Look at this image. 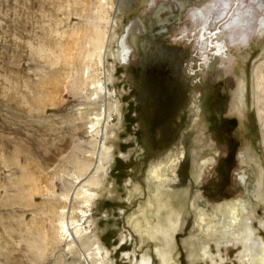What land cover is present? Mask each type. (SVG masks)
Returning <instances> with one entry per match:
<instances>
[{"label":"rangeland","instance_id":"obj_1","mask_svg":"<svg viewBox=\"0 0 264 264\" xmlns=\"http://www.w3.org/2000/svg\"><path fill=\"white\" fill-rule=\"evenodd\" d=\"M112 1L0 0V264H72L73 260H79V254L71 250L68 240L58 237V219L61 208L67 205V196L75 189V177L87 162L92 163L94 157L96 135L91 128L92 118L96 117L95 113H99L104 102H95L91 98L93 89L90 81L84 80L83 72L89 60L86 55L91 49L92 35L96 29L104 31L110 25ZM154 1L127 0L124 11L119 13L116 32L123 35L136 17H145L149 21L148 16L154 15L152 8L157 6L154 3L161 2ZM214 1L217 2L210 0L211 3ZM243 2L240 0L235 9L229 6L228 14L245 8L243 12L249 16L251 4L263 9L264 14V0H247V5ZM175 8L179 12L178 7ZM185 12L186 23L172 22L168 33L158 37L159 45L180 47V56L176 55L175 59L169 54L152 56L157 53L153 50L147 52L152 55L150 62L143 67L160 66L156 68L154 88L159 94L166 93L172 103L169 100L161 114H156V107L164 104L161 100L154 95H140L138 87L142 86L144 79L137 81V87L136 82L130 80V68L113 56L108 58L110 68H115L114 82L109 88L117 92L124 121L118 117L113 121L119 127L110 140L115 147V158L112 157L106 189L89 208L82 199H78L74 206L78 214L81 209L88 210L91 229L97 231L102 244L109 250L112 264H139L145 250L154 256V264H162L155 253L157 243L148 240L140 247L141 238L130 220L151 195L146 187L149 164L172 158L179 152L183 141L191 149L203 142L204 153L196 151L197 161L214 154L213 149L217 148H209L208 144L212 140L222 142L221 135L225 134L222 128L219 134L212 133L217 131V124L222 123L220 107L229 102V114L225 112L224 115L240 116L235 132L239 142L236 163L229 173L230 183L219 182L220 173L216 167L222 165L227 149L211 167L206 184L199 186L192 179L196 170L188 160L183 173L185 182L190 184L185 205L186 222L176 235L175 245L180 264H211V260L205 263L202 259H191L193 250L186 244L195 233L196 211L192 203L200 188L208 189V198L215 201L244 196L246 189L235 178L234 172L241 167L237 156L247 148L246 143L254 145L264 162V91L261 104L255 94L258 76L264 88V68L259 67L264 50L260 42L252 40V45L242 54L235 48L230 49L232 66L229 69L222 59L220 65L224 64L223 69H226L222 75L220 65L214 70L207 62L201 63V42L193 38V32L187 31L190 22L195 25L193 14L188 9ZM165 16L163 12L162 17ZM222 23L221 16H217L211 21L214 26L207 31L217 30ZM226 23L227 19L224 20ZM261 25L264 27V21ZM197 27L200 29L199 23L193 29L197 31ZM207 31L199 30V36ZM187 33L190 37L185 35ZM118 45L117 40L111 41L113 50ZM71 47L72 50L74 47L73 52ZM216 49L214 47L208 53L212 60ZM171 52L175 53L174 50ZM190 57L193 60H189ZM138 63L135 62L134 66L139 69ZM92 64L94 72L101 73L98 64ZM213 70L221 76L216 78ZM243 75L247 76L250 88L249 106L243 108L242 114H237L241 110L232 105L235 101L233 88L225 86L230 81L235 85L236 79ZM222 80L225 86L213 88L215 82ZM218 94L224 98L218 99ZM199 109L204 110L200 114V124L196 125L193 120ZM217 147L220 149L219 144ZM228 167L229 163L224 164V175ZM135 183L142 191L132 192ZM223 193H229V198L222 196ZM257 216V221L264 220V204L259 207ZM83 225L89 226L88 221ZM260 225L257 222V231L264 236V227ZM240 248L229 246L221 253L217 248L213 249L218 261L221 254L224 263L241 264Z\"/></svg>","mask_w":264,"mask_h":264},{"label":"bare ground","instance_id":"obj_2","mask_svg":"<svg viewBox=\"0 0 264 264\" xmlns=\"http://www.w3.org/2000/svg\"><path fill=\"white\" fill-rule=\"evenodd\" d=\"M243 1V4L247 5V0ZM203 2L202 0H161L158 4L156 1L154 5L158 7L152 8L154 15L150 14V17L148 16V18L151 19L149 24V21L145 19V17H136L133 19L132 23L128 25L123 35H121L116 32V27L119 22V13L124 11L123 8L127 6V0H113L110 4L112 13L110 16V25H108L109 27L104 31L96 29V32L92 35L90 40L91 49L90 51L88 50L89 54L87 53L86 55L89 60L84 67L83 76L85 79H83L85 81H90V85L93 89L91 98L95 102L103 101L104 104L103 106L100 105L102 109L99 113H95L96 117L94 119L92 118L91 128L94 135H96L94 141L95 151L93 154L94 162H87L83 170L79 171V174L75 177V189H73L74 191H72L73 193L70 195L67 194V205L61 208L59 214L57 235L61 239L63 237L68 240L71 250L79 254V260H73L72 264H112L109 250L102 244L97 231L91 229L90 223H92V219L88 220V210L81 209L80 214H78L74 206L78 199H82L86 207L89 208L92 201L102 194L101 191L106 189L105 184L112 166V157L115 158V147L114 144L110 143V140L115 137L116 128L119 127V124L113 123V121L115 117L120 118L119 120L121 122L124 121L122 103L116 98L117 92H113L109 88V84L114 82L113 72L115 70L114 67L111 69L108 64L109 56L117 58L125 65L131 63L133 53H136L135 49H138L142 53L143 50H145L144 46H146V43L150 42L148 39L151 37L149 30L152 29L153 24L163 27V24H168L170 22L181 21L180 24L186 23V21H184L185 16H187L185 12L186 9H188L189 12L192 11L195 25L199 23L200 29L197 27V31H195L193 29L195 25L190 22L188 24L189 30L187 31L193 32V38H197L198 43L201 42L200 54L203 56L206 53L208 54L212 48H218L217 53H219V55L215 57V62H213L211 58H208L207 54L205 55L207 56V60H209L207 65H209L210 68L212 66L216 70L217 66L221 63L220 60L223 59L224 61L225 59L227 67L231 69L232 58L230 59V49L232 50V48H235L238 53L242 54L252 45V40L260 42L261 49L264 50V27L261 25V22L264 21L263 9L257 8L251 4L248 7H251L249 16L243 12L245 8H240L228 14L231 9H235V5H238L240 0H217V2L214 1L213 3H211L210 0H205V4ZM229 6L233 8L229 10ZM175 7H178L179 12H176ZM163 12H165L167 16L162 17ZM217 16H221L223 22V25H221L222 27H219L215 31H207L212 29L214 25L211 24V21H214ZM154 19L156 21L155 23L153 22ZM225 19L228 20L226 24H224ZM200 23L201 25L203 24L202 27ZM229 23L232 25H228ZM145 24L149 28V30L147 29L148 35L145 36L147 40L139 41V35L145 32ZM139 28L142 31H140ZM155 30L154 28L152 32ZM168 30H170L169 27ZM199 30H206L207 33L205 32L199 36ZM188 33L185 35L190 37ZM162 35H158V37ZM221 36H225L226 38L218 40L217 38ZM112 40H117L119 44L116 50L111 48ZM153 40L157 41V38L154 37ZM137 41L140 43L138 47L134 44V42L136 43ZM73 42L74 41H72V43ZM154 45L155 46H151V51L155 50L157 53H160V50H158V46L160 45L157 43H154ZM133 46L136 48L133 49ZM219 47H222L221 51ZM162 48L167 50V52L174 50L175 53L181 54L180 47L162 45ZM223 48L225 49L223 50ZM188 59L190 60L192 58L190 57ZM228 60L230 61L227 62ZM92 62L98 64L101 73L98 74L97 70H95L97 74L94 72V65ZM223 66L224 64L221 65L222 70L220 72L222 75L226 72ZM259 67L264 68V55ZM194 77H196L195 74ZM236 80L235 85L232 83L230 85L229 83V87L232 86L233 88V98L235 100L232 105L236 106L237 110H241V113L237 112V114H242L244 112L243 108L249 106L248 89L250 88H248L249 84L246 75ZM262 82L263 81H261L258 76L255 84V94L259 104L262 103L260 99L264 91ZM202 110L204 109H199L197 114H195L196 117L193 122L196 125H199L201 122L200 114ZM231 112L232 111H230V113ZM259 115L261 120V113ZM202 143L191 149L190 146H186L183 141L179 152L172 158L167 157L168 159L166 160L160 159L158 162H150L148 174L146 175L148 184L146 187H148V195H151L149 199L146 200V204H143V206L140 205L137 212L132 214L133 216L130 218L135 233L141 238V245L139 246L142 247V244L146 243L148 240L156 242L155 253L162 264H180L175 255V245L176 235L183 229L186 222L185 205L190 192V184L185 182L183 173L187 164L190 162L193 169L196 170V172L192 173V179L199 186H203L206 184V178L211 174V167L217 164L219 157H221L223 153L220 150L222 149L221 144L220 149L216 150L213 149V144L209 143V148L214 150V154H210L207 157L205 156L204 159L199 158V161H197L196 151L198 150L204 153V148L201 146ZM245 146L247 148L238 155L241 167L234 172L235 178L239 180L241 186L246 189L245 195L235 199H230L227 196L229 199L221 198L219 201H215L210 197L208 198V189L199 187L200 190L193 199L192 208L196 211L195 233L186 240L188 247L193 250L190 256L193 260L202 259L205 263L211 260V264H226L221 254V258L218 261V258L215 256L216 251L214 252L213 248H217V252L221 253L223 249H227L229 246H237L239 248L241 246L240 249L242 252L238 255L241 264H264V236H261L256 228L257 222L261 224L260 226L264 227L263 219L257 221L258 209L264 204V162L261 160L253 144L249 145L246 143ZM188 160L190 161L188 162ZM94 188H97V190L93 191ZM133 191L135 193L142 191L140 185L136 183L133 184L132 192ZM87 221L90 227L83 225ZM198 245L199 248L197 247ZM128 257L132 258L131 255ZM153 257L154 256H152L148 250H145L139 264H154ZM136 260L138 261L137 256Z\"/></svg>","mask_w":264,"mask_h":264},{"label":"flooded vegetation","instance_id":"obj_3","mask_svg":"<svg viewBox=\"0 0 264 264\" xmlns=\"http://www.w3.org/2000/svg\"><path fill=\"white\" fill-rule=\"evenodd\" d=\"M182 20V19H181ZM156 21H154V23H155ZM150 23V21L148 22V24ZM171 23V22H170ZM170 23H168V24H163L164 25V27L166 26L167 27V33H168V27L170 28ZM180 23H181V21H179V22H177V24L178 25H180ZM161 26H157L156 27V24H153V26H152V29H150L151 30V33H153L152 31L154 30V28H156V32L159 30V31H161L159 28H160ZM162 28V27H161ZM139 30L140 31H142L140 28H139ZM139 31V32H140ZM154 31V32H155ZM155 32V33H156ZM142 33V32H141ZM151 35V37L150 38H148L149 40H151L150 42H147L146 43V46H144V49L145 50H143V52L141 53L138 49H135L136 47L135 46H133V49H135V52L136 53H133V59H132V61H131V63H128L127 64V67H129L130 68V80L132 81V82H136V86L138 87V84H137V81H139V79L140 80H143V83H142V86L141 87H138L139 89H140V95L141 96H152V95H154V96H156L157 97V99L158 100H161L164 104H160V105H158L157 107H156V109L158 108V110L157 111H159L158 113H157V111H156V109H155V111H156V114L158 115V114H161L162 112H164L165 111V107L167 108V102H169V97L167 96V95H165L166 93H158V91L159 90H157L156 88H154L155 87V85H156V82H155V80L157 79V78H155L156 77V73H157V71H156V68L157 67H160V66H151V67H146V68H143L144 67V65H146V63L148 64L150 61V57H151V55L152 54H150V53H147V52H150L151 51V46L153 45V46H155L154 45V43L152 42V41H154L153 39H154V36L152 35V34H150ZM159 35H161V34H159ZM157 39H158V35H157V37H156ZM147 39L145 38V39H143V41H146ZM158 41V40H157ZM149 43V44H148ZM158 44V43H157ZM167 46V45H166ZM222 46V45H221ZM168 47H170V46H168ZM223 47V46H222ZM222 47H219V50L221 51V48ZM149 49V50H148ZM218 49V48H217ZM216 49V50H217ZM225 48H223V50H224ZM158 50H160L159 52L160 53H153L154 55H152V56H155V54H159V55H163V54H169L170 56H172L174 59L176 58V55H178L179 53H168V52H170V51H168L167 52V50H164V48H162V45H160L159 47H158ZM155 51V50H154ZM162 52V53H161ZM187 54V53H186ZM207 54V53H206ZM206 54H204L203 56H201V58H202V60H205V61H201V63L202 62H204L205 64H206V62H208L209 60H207V57L205 56ZM214 55H215V57L217 56V55H219V53H217V51L214 53ZM207 56H208V58H209V54H207ZM215 57H213L214 59L212 60L213 62H215ZM135 58V59H134ZM222 60V59H221ZM220 60V61H221ZM140 61V62H139ZM135 62H139L138 63V66H139V69L138 68H136V66H134L135 65ZM176 64V63H175ZM130 65H131V67H130ZM179 66V65H178ZM221 66V65H220ZM218 67V66H217ZM134 69V70H133ZM161 69V68H160ZM210 69V68H209ZM211 69H213V67L211 66ZM210 69V70H211ZM215 70V69H214ZM213 70V71H214ZM218 71H214V76L217 78V77H219V76H221L219 73H217ZM221 72V71H220ZM208 74H210L209 73V71H208ZM213 75V74H212ZM138 79V80H137ZM207 82V81H206ZM200 83V82H199ZM158 84V83H157ZM218 84V85H217ZM223 84H224V80H222L221 82H215L212 86H213V88H215V87H219V88H222L221 86H223ZM230 85H231V82H230ZM224 86H225V84H224ZM225 87H229V84L227 83V86H225ZM164 94V95H163ZM223 95H220V94H218L217 95V98L218 99H222V98H224V97H222ZM139 97V96H138ZM169 103H171V100H170V102ZM171 105H172V103H171ZM228 105H229V102L225 105V106H223V107H220V110H221V113H223V115L221 116V120H222V123H219V124H217V131L216 132H212V133H218L219 134V132H221L220 130H221V128L224 130V132H225V134L224 135H221L222 136V138H221V141L222 142H218V141H215V140H213L211 143L213 144V146H215L217 149H219L217 146H218V144L220 145H222V149H220L221 150V152H223L222 153V155L224 156V152H226L225 150H227V149H229L228 150V153H227V155H226V157H225V159H224V161H222V165H219V166H217L216 168H217V171H219L218 173H220V177H219V179H221L219 182H221V183H230V178H229V173H230V170L235 166V163H236V153H237V146H238V140H236V128L237 127H239V126H237V121H238V119H237V117H235V116H225L224 114H225V112H227V114H229V111H228ZM169 106V105H168ZM159 120H161V119H159ZM238 132V131H237ZM222 134V133H221ZM224 137H225V139H224ZM224 140H225V142H224ZM216 142V143H215ZM216 144V145H215ZM220 145V146H221ZM223 149H225V150H223ZM164 154V153H163ZM222 156V157H223ZM237 160H238V156H237ZM223 162H225L224 164H227V163H229V167H228V170H227V174H223V172H222V168H223V166H224V164H223ZM222 196H228L229 195V193H226V194H221ZM219 198V197H218ZM219 199H221V198H219ZM218 199V200H219ZM223 199V198H222Z\"/></svg>","mask_w":264,"mask_h":264},{"label":"water","instance_id":"obj_4","mask_svg":"<svg viewBox=\"0 0 264 264\" xmlns=\"http://www.w3.org/2000/svg\"><path fill=\"white\" fill-rule=\"evenodd\" d=\"M192 1H194V0H192ZM148 19H149V18H148ZM150 20H151V19H149V21H150ZM150 22H151V21H150ZM144 26H145V28H144V31H145V32H143V34L139 35V37H140V40H139V41L143 40V39L145 38V36L148 35V34H147V33H148V32H147V29L149 30V28H148V26H147L146 24H145ZM149 27H150V26H149ZM163 28H164V29H163ZM159 29H160L161 31H159V30H158L157 32L155 31L156 33H155V32L151 33V30H149V32H150L155 38H156L157 35H159V34L162 35V34L167 33V28H166V26H165V27L163 26L162 28L160 27ZM157 40H158V39H157ZM150 41H151V40H150ZM152 42H153V43H159L160 41H159V40H158V41L154 40V41H152ZM160 43H161V42H160ZM134 44L136 45V47H138L140 43L137 41L136 43L134 42Z\"/></svg>","mask_w":264,"mask_h":264}]
</instances>
